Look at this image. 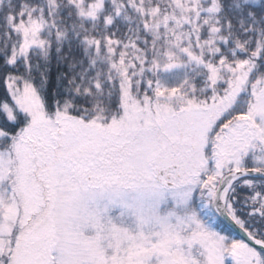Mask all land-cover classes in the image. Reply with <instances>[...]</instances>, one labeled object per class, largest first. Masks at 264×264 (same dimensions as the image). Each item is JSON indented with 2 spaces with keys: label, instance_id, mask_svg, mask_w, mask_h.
Returning <instances> with one entry per match:
<instances>
[{
  "label": "snow or ice",
  "instance_id": "snow-or-ice-1",
  "mask_svg": "<svg viewBox=\"0 0 264 264\" xmlns=\"http://www.w3.org/2000/svg\"><path fill=\"white\" fill-rule=\"evenodd\" d=\"M0 264H264V0H0Z\"/></svg>",
  "mask_w": 264,
  "mask_h": 264
},
{
  "label": "water",
  "instance_id": "water-1",
  "mask_svg": "<svg viewBox=\"0 0 264 264\" xmlns=\"http://www.w3.org/2000/svg\"><path fill=\"white\" fill-rule=\"evenodd\" d=\"M236 231H237V233H238L242 238H244V237H243V233H241V232L239 231V229H237Z\"/></svg>",
  "mask_w": 264,
  "mask_h": 264
},
{
  "label": "trees",
  "instance_id": "trees-1",
  "mask_svg": "<svg viewBox=\"0 0 264 264\" xmlns=\"http://www.w3.org/2000/svg\"><path fill=\"white\" fill-rule=\"evenodd\" d=\"M233 235L238 236L239 238H241L236 232H234Z\"/></svg>",
  "mask_w": 264,
  "mask_h": 264
}]
</instances>
